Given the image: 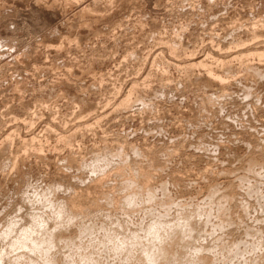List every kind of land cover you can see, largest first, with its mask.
<instances>
[{
  "label": "rangeland",
  "instance_id": "1",
  "mask_svg": "<svg viewBox=\"0 0 264 264\" xmlns=\"http://www.w3.org/2000/svg\"><path fill=\"white\" fill-rule=\"evenodd\" d=\"M261 52L264 0H0V264H264Z\"/></svg>",
  "mask_w": 264,
  "mask_h": 264
},
{
  "label": "bare ground",
  "instance_id": "2",
  "mask_svg": "<svg viewBox=\"0 0 264 264\" xmlns=\"http://www.w3.org/2000/svg\"><path fill=\"white\" fill-rule=\"evenodd\" d=\"M261 54H262V56L264 57V52L262 53L261 52ZM260 54V55H261ZM245 55V54H244ZM259 55V54H258ZM242 56V55H241ZM154 58V57H153ZM260 59H261V57H260ZM264 59V58H263ZM243 61V60H242ZM226 62V61H225ZM194 61H191V65L193 66L194 64ZM202 63V61H200V62H198V64L197 65H199V64H201ZM223 63V62H222ZM190 65V66H191ZM221 65H223V64H221ZM210 68V67H209ZM209 71V70H208ZM212 71V70H211ZM257 72V71H256ZM212 74H214L213 72H212ZM212 74H209V75H207L208 76V78H207V80H206V82H210V81H212V80H214L216 77L214 76V79L213 78H211V76L210 75H212ZM210 76V77H209ZM233 77V76H232ZM209 80V81H208ZM215 81H217L218 83H221L222 84V82H224L220 77H217V80L215 79ZM225 83V82H224ZM133 84V83H132ZM135 86V85H134ZM132 88H133V86H132ZM131 88V89H132ZM223 89V88H222ZM131 94H132V90H130V92H128L127 94H125V97L122 99V101H121V105L123 106V105H129V101H130V97H131ZM77 131V130H76ZM35 136V135H34ZM32 139V138H31ZM31 141V140H30ZM32 141H33V139H32ZM26 143V142H25ZM74 204V203H73ZM74 206H76V205H73V207ZM72 208V207H71ZM74 209V208H73ZM24 230H26V229H24ZM24 230H22V231H24ZM21 231V232H22ZM196 230H194V232H195ZM182 232H184V231H182ZM23 233V232H22ZM192 233H193V229H190L189 231H186V232H184V234H186V236H191L192 235Z\"/></svg>",
  "mask_w": 264,
  "mask_h": 264
}]
</instances>
